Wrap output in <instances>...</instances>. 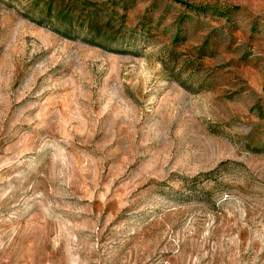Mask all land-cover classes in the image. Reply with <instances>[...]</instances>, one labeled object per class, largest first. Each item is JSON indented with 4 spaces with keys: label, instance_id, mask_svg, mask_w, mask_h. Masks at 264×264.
I'll list each match as a JSON object with an SVG mask.
<instances>
[{
    "label": "rangeland",
    "instance_id": "rangeland-1",
    "mask_svg": "<svg viewBox=\"0 0 264 264\" xmlns=\"http://www.w3.org/2000/svg\"><path fill=\"white\" fill-rule=\"evenodd\" d=\"M33 1L0 0V264H264V0Z\"/></svg>",
    "mask_w": 264,
    "mask_h": 264
},
{
    "label": "trees",
    "instance_id": "trees-1",
    "mask_svg": "<svg viewBox=\"0 0 264 264\" xmlns=\"http://www.w3.org/2000/svg\"><path fill=\"white\" fill-rule=\"evenodd\" d=\"M90 1L81 2V0H34L30 6L37 14L36 20L42 24L55 25L58 27L74 28L80 19H88L89 30L98 27L95 22L96 17L88 15V4ZM119 4V3H117ZM127 7V3L124 4ZM113 14L115 10H113ZM69 35V34H68Z\"/></svg>",
    "mask_w": 264,
    "mask_h": 264
}]
</instances>
